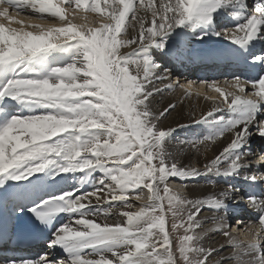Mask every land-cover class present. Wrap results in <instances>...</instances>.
<instances>
[{"label":"snow or ice","instance_id":"obj_1","mask_svg":"<svg viewBox=\"0 0 264 264\" xmlns=\"http://www.w3.org/2000/svg\"><path fill=\"white\" fill-rule=\"evenodd\" d=\"M185 41L219 55L227 41L228 55L259 69L200 82L218 95H204L195 139L176 136L190 125L164 126L176 105L157 99L192 96L193 82L158 62L191 55ZM257 137L264 0H0V264H264V195L231 183L264 185ZM202 179L210 191H188ZM229 201L258 213L243 241ZM45 236L51 252L15 254Z\"/></svg>","mask_w":264,"mask_h":264},{"label":"bare ground","instance_id":"obj_2","mask_svg":"<svg viewBox=\"0 0 264 264\" xmlns=\"http://www.w3.org/2000/svg\"><path fill=\"white\" fill-rule=\"evenodd\" d=\"M215 39V38H214ZM196 43L189 44L188 41L184 42V47L190 48L194 47ZM159 55V54H157ZM158 62L164 66V68L169 70V74L172 77V80L175 81L178 79V77H181V79H178L182 83L187 82H193L192 86V96L190 98L184 97L182 91L180 89H176L175 91L169 92L165 91L160 96L157 97L158 101L160 103L158 104V107L162 108L163 106H166L168 102H171L176 105L175 110L171 113L170 116L166 120L163 121L164 126L168 127H177L178 124H184V125H190L188 128H183L177 130L176 136L180 139H195L200 136L202 132L203 126H196L192 124V121L194 118H198L201 111H207L211 107V101H206L204 99V93L205 95L208 93V96H217V93L214 91L208 89L206 86H201V81H219L221 83V86L223 85L222 80L220 78L211 79L206 78L205 80L199 79L195 81L196 77L193 75L194 71H189L185 68L184 64L176 61V58L173 56H167L163 59H159ZM199 83V86H195ZM201 90V96H196V91ZM199 90V91H200ZM255 143H258L259 140L256 138ZM173 144L175 145V141H173ZM203 150V149H202ZM209 156L212 155V152L209 151ZM196 154L194 151L189 150L188 152L182 154L181 160L183 163H194L196 160ZM199 166V165H197ZM213 179H216L215 177ZM231 180V183L235 184L238 188L242 189L243 193L252 194L251 191L255 189L258 185H249L247 182H245L242 178H236ZM218 183L221 188L226 187L225 182L220 179L218 180ZM211 189L207 186H205V181L202 179L199 181L198 184L193 183L190 185L188 191L195 192V193H207ZM257 196L264 195V185H261V189L254 193ZM230 205L231 209H238L240 210V216H236L234 212L227 213V218L230 222H233L236 217V222L233 224L234 226L237 225V221H243V225H239L234 228V234L238 236V238L243 241L245 240L246 234L244 231H241L240 229L245 226H251L252 224H257L258 222V213L254 210L250 209L248 205L245 207L243 206V202L237 203L235 201H229L228 206ZM244 211V212H243ZM238 214V213H237ZM205 216H211L212 213L205 212ZM210 243L218 247L220 244L225 243V238L221 235H212ZM51 251V250H50ZM230 249H226L222 252L223 255H227Z\"/></svg>","mask_w":264,"mask_h":264},{"label":"rangeland","instance_id":"obj_3","mask_svg":"<svg viewBox=\"0 0 264 264\" xmlns=\"http://www.w3.org/2000/svg\"><path fill=\"white\" fill-rule=\"evenodd\" d=\"M77 22L80 23V22H82V21H79V20H78ZM179 79H181V78H179ZM181 83H182V82H181ZM195 86H199V83H197ZM199 90H200V89H199ZM200 92H202V91L200 90ZM206 93H207L206 95L208 96V93H209V92H206ZM204 95H205V93H204ZM204 95H203V96H204ZM235 181H237V180L235 179ZM146 195H147V194L145 193V196H146ZM235 220H236V217H235ZM235 220H234L233 222H231V223L234 224V223L236 222Z\"/></svg>","mask_w":264,"mask_h":264}]
</instances>
